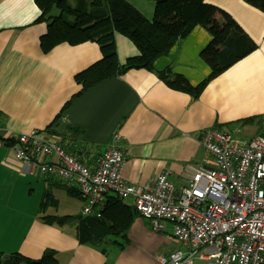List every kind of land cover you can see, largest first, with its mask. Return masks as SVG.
Instances as JSON below:
<instances>
[{
  "label": "crops",
  "instance_id": "obj_1",
  "mask_svg": "<svg viewBox=\"0 0 264 264\" xmlns=\"http://www.w3.org/2000/svg\"><path fill=\"white\" fill-rule=\"evenodd\" d=\"M206 1L217 7L213 20L222 22L228 13L257 47L194 98L170 87L158 73L170 68L193 86L211 74L201 57L212 39L204 26H196L157 58L154 71L130 69L77 95L82 86L76 75L102 58L100 45L63 42L44 51L41 38L48 22L38 20L41 10L35 0H0V136L11 143L18 133L55 131L65 136L60 143L66 151L93 164L118 134L126 182L146 185L169 168L177 188L186 185L191 166L202 162L204 129L240 128L241 135L250 138L258 134L259 125L238 121L264 115V11L246 0ZM131 3L152 19L154 1ZM115 40L121 64L138 55L126 36L116 33ZM37 188L43 196L52 188L65 192L73 201L57 216L81 214L85 201L75 182L30 173L8 145L0 147L1 252L40 259L51 248L60 264H162L158 254L182 247L170 223L155 231L135 210L126 237L118 240L124 243L121 248L114 239L100 246L80 243L75 222L60 226L42 220L47 209L42 208L43 198L33 197L39 194ZM123 201L134 207L132 200Z\"/></svg>",
  "mask_w": 264,
  "mask_h": 264
},
{
  "label": "built area",
  "instance_id": "obj_2",
  "mask_svg": "<svg viewBox=\"0 0 264 264\" xmlns=\"http://www.w3.org/2000/svg\"><path fill=\"white\" fill-rule=\"evenodd\" d=\"M119 141L115 134L93 164L47 132L18 133L11 143L0 136V147L8 145L30 173L75 182L85 201L84 216L101 217L109 197L117 196L132 200L153 230L170 223L182 247L158 254L162 264H264V134L247 138L240 128L204 129L202 162L191 166L187 184L179 189L169 168L146 185L126 182Z\"/></svg>",
  "mask_w": 264,
  "mask_h": 264
},
{
  "label": "trees",
  "instance_id": "obj_3",
  "mask_svg": "<svg viewBox=\"0 0 264 264\" xmlns=\"http://www.w3.org/2000/svg\"><path fill=\"white\" fill-rule=\"evenodd\" d=\"M151 1L155 2L152 19H148L134 7L131 0H35L41 10L38 20L48 22V32L41 38L44 51L63 42L79 44L96 41L100 45L102 58L76 75L77 83L82 86L77 95L99 83L121 76L130 69L154 71L156 59L166 54L178 40L188 36L198 25L204 26L212 35L210 43L201 52V57L211 68V74L199 85L193 86L184 76L174 74L170 68L158 73L170 87L187 92L194 98L201 95L213 78L257 47L228 13H223L222 22L213 20L217 7L206 0ZM246 1L264 11V0ZM116 33L129 38L139 51L138 55L127 59L124 65L118 58ZM238 123H257L258 134H264V115L242 119ZM51 134L59 140L65 138L55 131ZM48 194L49 192L42 202V208L45 209ZM134 210L136 208L127 205L123 199L110 196L101 217L82 214L43 215L42 220L60 226L75 222L80 243L100 246L114 239L121 248L124 243L118 240L126 237ZM3 255L0 251V264H60L56 250L51 248L46 249L40 259H31L19 253L12 254L10 259H4Z\"/></svg>",
  "mask_w": 264,
  "mask_h": 264
},
{
  "label": "rangeland",
  "instance_id": "obj_4",
  "mask_svg": "<svg viewBox=\"0 0 264 264\" xmlns=\"http://www.w3.org/2000/svg\"><path fill=\"white\" fill-rule=\"evenodd\" d=\"M37 192L39 194H37V196L33 194L34 195L33 197H36L37 199L45 198V196L42 195L43 192L39 190L38 188H37ZM48 192L49 194L48 196H46L47 211L45 215H56V214L58 215L59 212H62V210H64L68 206L69 203L73 204V201L68 197V195L65 192H60L53 188L50 189ZM67 214L79 215V212L76 211V212L67 213ZM61 215H63V213H61ZM4 254H7V253H4Z\"/></svg>",
  "mask_w": 264,
  "mask_h": 264
},
{
  "label": "water",
  "instance_id": "obj_5",
  "mask_svg": "<svg viewBox=\"0 0 264 264\" xmlns=\"http://www.w3.org/2000/svg\"><path fill=\"white\" fill-rule=\"evenodd\" d=\"M12 257V254H4L3 258L4 259H10Z\"/></svg>",
  "mask_w": 264,
  "mask_h": 264
}]
</instances>
